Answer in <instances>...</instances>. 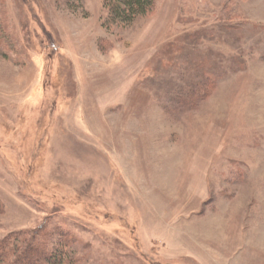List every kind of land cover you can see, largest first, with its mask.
<instances>
[{"label":"rangeland","instance_id":"obj_1","mask_svg":"<svg viewBox=\"0 0 264 264\" xmlns=\"http://www.w3.org/2000/svg\"><path fill=\"white\" fill-rule=\"evenodd\" d=\"M37 232L76 264H264V0H0V243Z\"/></svg>","mask_w":264,"mask_h":264},{"label":"trees","instance_id":"obj_2","mask_svg":"<svg viewBox=\"0 0 264 264\" xmlns=\"http://www.w3.org/2000/svg\"><path fill=\"white\" fill-rule=\"evenodd\" d=\"M154 4L155 0H104L109 23L130 24L137 17L147 14ZM41 234L37 232L35 236L28 235L32 237L30 242L28 237L23 236H13L11 241H8L10 237L5 238L0 243V264H76L67 257L60 243L50 248L47 245L48 235ZM39 237L42 238L41 241ZM9 254L14 258L10 260Z\"/></svg>","mask_w":264,"mask_h":264}]
</instances>
